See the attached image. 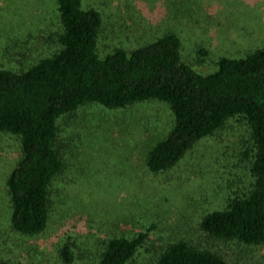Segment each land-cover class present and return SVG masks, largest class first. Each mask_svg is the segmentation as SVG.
Returning <instances> with one entry per match:
<instances>
[{"label":"rangeland","instance_id":"374dc122","mask_svg":"<svg viewBox=\"0 0 264 264\" xmlns=\"http://www.w3.org/2000/svg\"><path fill=\"white\" fill-rule=\"evenodd\" d=\"M82 7L101 15V56L119 44L133 48L167 32L180 38L182 58L199 69L210 66L207 57L198 60V49L208 50L212 61L264 46V0H83ZM55 18L54 0H0V50L8 46L3 53L12 55L14 39L34 38ZM2 63L8 64L0 53ZM172 120L169 108L157 101L118 110L94 103L61 117L66 169L55 183L49 226L40 235L20 234L9 225L6 177L17 161L19 140L0 134V258L62 264L59 251L66 242L73 244L75 264H92L102 241L143 231L146 242L128 264H153L162 246L179 239L221 254L227 264H264V245L210 239L198 230L202 213L222 207L227 196L249 185L245 124L229 120L176 166L150 173L145 149L167 133Z\"/></svg>","mask_w":264,"mask_h":264},{"label":"trees","instance_id":"16d2710c","mask_svg":"<svg viewBox=\"0 0 264 264\" xmlns=\"http://www.w3.org/2000/svg\"><path fill=\"white\" fill-rule=\"evenodd\" d=\"M82 1L54 0L56 18L44 32L14 39L12 55L3 53L8 46L0 50L8 63L0 64V134L19 140L17 161L6 177L10 227L40 235L49 226L55 183L66 169L59 141L61 117L88 104L118 110L157 101L169 108L173 120L167 133L145 149L143 162L150 173L176 166L229 120L245 124L249 185L227 196L222 207L202 213L198 230L210 239L264 245V46L212 61L208 50L198 49V60L203 63L207 57L210 66L199 69L182 58L180 38L167 32L133 48L119 44L101 56V15L83 8ZM146 238L143 231L112 236L101 242L92 264H128ZM72 247L66 242L61 246L62 264H75ZM0 264L11 263L0 258ZM153 264L227 262L209 248L179 239L162 246Z\"/></svg>","mask_w":264,"mask_h":264}]
</instances>
